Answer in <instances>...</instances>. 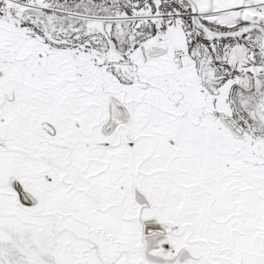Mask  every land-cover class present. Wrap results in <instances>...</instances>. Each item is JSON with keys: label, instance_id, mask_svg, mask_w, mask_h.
I'll return each mask as SVG.
<instances>
[{"label": "snow or ice", "instance_id": "obj_1", "mask_svg": "<svg viewBox=\"0 0 264 264\" xmlns=\"http://www.w3.org/2000/svg\"><path fill=\"white\" fill-rule=\"evenodd\" d=\"M0 264H264V0H0Z\"/></svg>", "mask_w": 264, "mask_h": 264}]
</instances>
